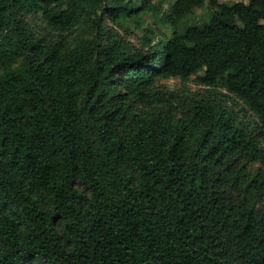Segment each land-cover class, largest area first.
Returning a JSON list of instances; mask_svg holds the SVG:
<instances>
[{"label":"trees","instance_id":"obj_1","mask_svg":"<svg viewBox=\"0 0 264 264\" xmlns=\"http://www.w3.org/2000/svg\"><path fill=\"white\" fill-rule=\"evenodd\" d=\"M159 10L0 0V264H264V0Z\"/></svg>","mask_w":264,"mask_h":264},{"label":"rangeland","instance_id":"obj_2","mask_svg":"<svg viewBox=\"0 0 264 264\" xmlns=\"http://www.w3.org/2000/svg\"><path fill=\"white\" fill-rule=\"evenodd\" d=\"M156 4H158L160 6V10L158 11V13H147L144 14L142 17V24H143V28L144 29L146 27H151L153 33L160 37L162 39V41L165 43L169 37L171 36L172 33V27L169 23H167L164 20V12L170 10L172 3L174 2V0H153ZM220 2H235V1H249V0H219ZM208 8H202V9H197L196 12L194 13V20H190L189 22L192 21H197L200 22L199 18H205L208 15ZM196 18V19H195ZM30 21L33 24H37V20L34 17H30L29 18ZM39 23H41V21H39ZM143 31L139 30L138 28L134 29V33L131 36V40L134 42H137V37L140 36V34L142 35ZM160 84L162 85H166L171 89H180L183 88L184 86L186 88H188L189 90H192L193 92H197V91H204V87L200 86L198 84H196V82L191 79L189 82L184 83L182 80L177 79V78H169L166 80H162L160 82Z\"/></svg>","mask_w":264,"mask_h":264}]
</instances>
